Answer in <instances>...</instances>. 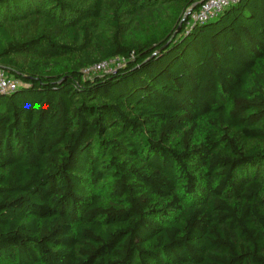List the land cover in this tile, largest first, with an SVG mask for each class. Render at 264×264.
Here are the masks:
<instances>
[{
	"label": "trees",
	"instance_id": "16d2710c",
	"mask_svg": "<svg viewBox=\"0 0 264 264\" xmlns=\"http://www.w3.org/2000/svg\"><path fill=\"white\" fill-rule=\"evenodd\" d=\"M200 1L0 0V264H264V0Z\"/></svg>",
	"mask_w": 264,
	"mask_h": 264
},
{
	"label": "built area",
	"instance_id": "2783aa9c",
	"mask_svg": "<svg viewBox=\"0 0 264 264\" xmlns=\"http://www.w3.org/2000/svg\"><path fill=\"white\" fill-rule=\"evenodd\" d=\"M237 1L238 0H206L199 6L196 12L190 15L186 22V28H192L194 25L203 24L204 22L217 17L223 9L236 4ZM122 65L123 60L113 59L88 67L82 71V74L87 78L101 73L111 74ZM18 86L19 84L16 81L0 70V95L11 94Z\"/></svg>",
	"mask_w": 264,
	"mask_h": 264
},
{
	"label": "water",
	"instance_id": "95a60500",
	"mask_svg": "<svg viewBox=\"0 0 264 264\" xmlns=\"http://www.w3.org/2000/svg\"><path fill=\"white\" fill-rule=\"evenodd\" d=\"M206 0H201L200 2L192 5L185 13L183 19H182V22L181 24L185 23L187 21V18L190 16V14L195 10L197 9L201 4H203V2H205ZM3 96V95H2Z\"/></svg>",
	"mask_w": 264,
	"mask_h": 264
},
{
	"label": "rangeland",
	"instance_id": "374dc122",
	"mask_svg": "<svg viewBox=\"0 0 264 264\" xmlns=\"http://www.w3.org/2000/svg\"><path fill=\"white\" fill-rule=\"evenodd\" d=\"M103 74H105V73H101V74H99V76H100V75H103Z\"/></svg>",
	"mask_w": 264,
	"mask_h": 264
}]
</instances>
